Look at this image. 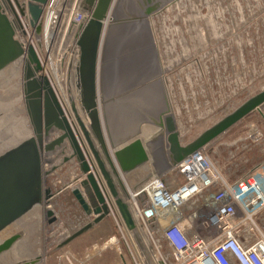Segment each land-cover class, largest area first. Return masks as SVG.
Instances as JSON below:
<instances>
[{
  "label": "water",
  "instance_id": "obj_1",
  "mask_svg": "<svg viewBox=\"0 0 264 264\" xmlns=\"http://www.w3.org/2000/svg\"><path fill=\"white\" fill-rule=\"evenodd\" d=\"M164 1L152 0V4L143 9L144 15H149ZM47 2L0 0V71L23 57L22 92L25 111L32 127L31 136L0 153V232L38 205L43 207L48 222H55L57 217L53 210L44 207H49L51 199L58 194L69 191L81 209L78 216L84 218V222L64 236L56 249L63 248L105 219L110 214L107 202L111 200L125 227L143 249L127 202L129 190L125 188L123 174L148 162L153 172L162 176L200 148L213 143L246 116L256 112L261 114L264 88L186 142L182 140L181 131L167 103L156 114L154 125L161 127V131L158 130L154 138L142 141L139 124L129 129L125 126V130L117 136L107 114V101L113 100L112 103L117 102L120 106L138 90L151 87V81L142 82L121 98H103L98 81L99 55L114 0H59L64 15L62 20L59 19L61 27L58 39L67 38L70 32H74V79L80 109L87 125L75 113L84 139L82 142L48 77L41 73L42 64L33 44L27 41L22 24L21 19L27 18L34 38L39 42L43 9ZM77 5L85 13L79 23L73 16ZM157 146L158 156L155 153ZM87 156L91 158L90 161ZM72 160L76 162L79 173L65 190L45 185L49 174ZM137 199L148 223L152 222L154 218L144 193L139 192ZM22 236L23 231H17L1 240L0 256ZM37 260L36 257L11 264H36Z\"/></svg>",
  "mask_w": 264,
  "mask_h": 264
},
{
  "label": "rangeland",
  "instance_id": "obj_2",
  "mask_svg": "<svg viewBox=\"0 0 264 264\" xmlns=\"http://www.w3.org/2000/svg\"><path fill=\"white\" fill-rule=\"evenodd\" d=\"M157 14L160 15L157 16ZM148 17L156 44L161 53H165L166 58L164 60L162 57L163 62H161L162 69L168 70L170 64L173 67L177 64L179 68L191 60L201 63V67L198 69L202 72V80H195V77L192 76L187 81H172L177 95L175 94V98L170 100L172 104L170 109L174 108V113L180 114L179 126L177 125L179 129L184 131L188 128L182 136L184 142L196 137L242 101L264 88V0H172ZM141 31L139 41L142 42L140 48L143 55L140 59L135 57L127 63L130 67L135 66L137 68L135 72L140 75H150L155 78L158 68L148 61L153 56V50L150 46L148 48L146 30L141 27ZM214 42L216 43L213 44ZM117 48L118 45L114 44L109 54L105 52L104 62L107 60L106 69L103 71L105 80L109 77L112 80L114 74L120 73V66H126L125 63H121ZM204 51H209L206 57L203 56ZM102 52H104V47ZM146 54L147 57H144ZM14 66L19 68V73L11 76ZM21 67L22 64L17 61L0 71V142L3 141V145H0V153L32 134V127L24 105ZM190 69L198 70L196 66H190ZM68 81L69 77L66 78L65 83ZM128 83H117L115 89ZM159 84L134 93L126 99V102H121L122 105L118 110L115 108L118 105L117 102L107 106L111 125L117 136L123 129L125 130V126L129 129L135 128L139 124L140 130L143 132L147 126L154 125L156 114L165 108L166 103L169 104L165 95L162 97L163 91ZM105 96L107 97L106 93ZM57 97L65 111L58 95ZM251 123L264 125V120L257 112L246 116L214 141L213 144L217 147L213 146L212 148V145L208 147L209 156L216 160L220 172L227 181L234 180V175L237 174L235 170L237 163L241 164L240 161H242L248 165L252 156L253 160L257 156H264V151L261 150L263 148L261 141L256 145L249 141H237L240 137H246L249 132L247 125ZM150 128L156 127L150 126ZM154 137L155 135L152 134L150 138ZM220 143L233 145L220 147L218 145ZM155 153L158 156V146L155 148ZM147 164L150 165L148 162L145 165ZM74 167L76 169L72 177L75 178L79 171L74 160L59 166L60 169L57 168L56 172L58 174L62 172L66 177H70L69 172ZM233 171L236 173L232 174ZM126 174L128 173L123 174L124 180ZM58 179L60 180L58 184H61L65 178ZM50 180L51 175L47 176L46 186H52ZM127 185L131 187L128 182ZM65 192L66 195L69 193V191ZM61 197L62 193L52 198L48 207L57 217L55 222L49 223L44 215L43 207L38 205L0 232L1 241L14 232L23 231L22 238L6 251L7 255L12 256L10 261L0 260V264L2 262V264H11L36 257L38 259L36 264H45L46 261L55 260L60 252L66 250L65 246L56 249L57 243L60 241L59 235L64 237L72 231V228H78L83 224L84 218L74 224L67 222L69 219H73L69 208L70 203L74 202L68 195L64 200L67 210L62 215L63 222H60L56 204L59 203ZM110 202L107 203L112 206ZM58 222L65 225L63 230H60ZM118 235L113 216L109 214L103 220L102 229L87 234L80 245L72 248L73 250L70 251L72 264H84L82 247H85L86 243L90 246L98 245L93 251L97 257L90 264H121L118 256L120 252L127 264H133L127 245ZM112 236L118 240L109 244L106 247L107 251L103 253L102 245L106 244V241ZM22 247L23 253L12 254L14 250L20 251L19 249ZM24 247H27L28 251ZM6 254L4 252L2 255ZM85 264H89V261Z\"/></svg>",
  "mask_w": 264,
  "mask_h": 264
},
{
  "label": "built area",
  "instance_id": "obj_3",
  "mask_svg": "<svg viewBox=\"0 0 264 264\" xmlns=\"http://www.w3.org/2000/svg\"><path fill=\"white\" fill-rule=\"evenodd\" d=\"M59 8L60 11L63 10L60 4ZM73 16L79 23L85 13L77 5ZM21 20L27 34L26 39L33 44V30L28 20ZM58 34L54 39L61 49L66 38L59 40ZM33 46L43 66L41 73L52 84V77L43 64L44 56L41 59L37 47ZM67 46L70 49L59 64L65 81L67 77H70L69 80L74 77L75 63L73 64L72 58L75 61L76 49L73 37L69 39ZM54 51L57 53L59 50L54 48ZM22 58L19 57L16 62L22 64ZM190 66L198 69L201 63L191 60L184 66L181 65L180 69L184 68L181 70L183 76L176 74L174 81H187L192 76L195 80H202V72L199 69L191 70ZM167 88L171 108L170 100L177 93L170 88V84ZM173 112L174 108L171 113L178 125L180 114ZM187 130L188 128L180 130L182 136ZM206 147L200 148L162 176L152 172L134 190L128 189L127 202L143 242V249L134 240L132 232L125 227L115 206H110L118 236L127 245L133 264H264V164H258L253 171L227 181ZM58 169L49 174L51 188L63 191L73 181L72 174L76 167L61 184H58V178H63L64 173L58 174ZM139 192L144 193L150 204L154 218L150 223L137 199ZM62 237L60 234L59 239ZM113 239L118 240L115 237Z\"/></svg>",
  "mask_w": 264,
  "mask_h": 264
},
{
  "label": "flooded vegetation",
  "instance_id": "obj_4",
  "mask_svg": "<svg viewBox=\"0 0 264 264\" xmlns=\"http://www.w3.org/2000/svg\"><path fill=\"white\" fill-rule=\"evenodd\" d=\"M169 1L172 0H165L163 4L157 7L149 15H144L143 9L151 5L152 0L151 2H148V0H114V3L110 9L109 19L106 23V34L104 33L102 41V45L104 44V57L105 52L109 54L110 50H112V48L114 47V44H116L118 45L117 49L119 51V59L121 60L122 64H126V66H120V73L114 74V78L119 79L124 83H130L133 80L139 81V83L151 81V84L153 86H156V84L160 83L163 91L162 94H164L166 98L168 96L169 90V88H167L168 84H170L171 87L174 89L172 81L174 80V78L176 79V74L183 76V72H181V70H183L184 68L182 69L181 67L180 69V67H177V64L174 67L170 64L168 70L165 71L164 69H162L163 65L161 62H163L162 57L164 58V60L166 58L164 56L165 53H161L158 45L156 44L155 36L151 29L152 27L150 26L148 16L152 15L154 12L159 10V8H162ZM159 15L160 14H157V16ZM141 27L146 30V35L149 42L148 48L150 46V48L153 50V56L152 58L148 59V61L149 63L152 62V65L158 68V74L155 76V78L151 77L150 75H140L139 73L135 72L137 71V68H135V66L130 67L127 63V61H130L135 57L140 59V57L143 55L141 54L140 48L142 42L139 41L141 38L140 33L142 32ZM215 43L216 42H214L213 44ZM207 53L209 54V51H204L203 56L206 57ZM144 57H147V54L144 55ZM140 90H138V92Z\"/></svg>",
  "mask_w": 264,
  "mask_h": 264
},
{
  "label": "crops",
  "instance_id": "obj_5",
  "mask_svg": "<svg viewBox=\"0 0 264 264\" xmlns=\"http://www.w3.org/2000/svg\"><path fill=\"white\" fill-rule=\"evenodd\" d=\"M102 49H103V45H101V48H100V55H99V58H100V61H99V86H100V94L101 96H103V98L107 99V98H121V96H125V94H129L128 92L131 90V89H134V88H137L136 86H140L141 84H143L142 82L139 83V81H131L130 83L126 84V85H122V87H119L118 89H115L117 87V83H120L122 82L121 80L119 79H116L114 78V76L112 77L113 79L111 80V78H106L107 80H105L103 78V71L104 69H106V66H107V63L106 61L104 62V56H103V52H102ZM119 80V81H118ZM123 83V82H122ZM158 85V84H156ZM160 85V84H159ZM153 86V85H152ZM151 86V87H152ZM161 86V85H160ZM107 90V91H106ZM110 90V91H109ZM105 93L107 94V97L105 96ZM164 97V94L163 96ZM165 100V98H164ZM113 101V100H112ZM112 101L110 102L107 101V106H109V104H112ZM165 103V102H164ZM167 106H169V104H167ZM120 107H119V104L118 106L116 107V109L118 110ZM262 113L259 114L262 119L264 120V108L261 109ZM108 110H107V114H108ZM111 122V121H110ZM249 132L248 134L246 135V137L244 138H239L237 139V141H249L251 142L252 144L256 145V144H259V142L261 141V144L263 146V148L261 149L262 151H264V130H263V127L264 125L261 124L259 125L258 123H251L249 125ZM157 127V126H156ZM233 127V126H232ZM143 132H141V134L139 135V137L141 138V140L143 141ZM244 139V140H243ZM215 143V142H213ZM213 143L209 144L206 148L208 150V147H210L212 145V148L213 146L214 147H217L216 145H214ZM220 147L222 145H224V147H226L225 145H233V144H223V143H220L218 144ZM87 149V147H86ZM223 149V147H222ZM88 151V150H87ZM88 154H89V151H88ZM90 156V155H89ZM88 157V156H87ZM241 164L237 163L235 165V170L237 172V174H241V175H237L235 174L234 175V179L236 178H239L240 176H243L251 171L254 170V168L258 165V164H264V156H257V158L255 160H253V156H252V159H251V162H249L250 164L246 165L244 162L242 163V161H240ZM153 170L151 168L150 165H143L141 167H138L137 169H134L132 170L131 172H129L128 174L125 175V180L124 182L127 184V182L129 183V185L131 187H128L130 190H134L141 182H143L146 178H148L150 175V173H152ZM235 171L232 172V174L236 173ZM64 178H67L65 175H64ZM66 192L62 193V197L59 199V203L56 204V212L57 214L59 215V221L60 222H63V219H62V215L66 212L67 210V206H66V203H65V198H67V196L69 195L70 197V200L71 201H74V202H71L70 204V208L71 209L70 213L72 214L71 216H73V219H69L67 222L68 223H77L79 220L82 219V217L78 216V213L80 214L81 213V209L79 207V205L77 204V202L74 200L73 196L71 195V193L69 192L67 195L65 194ZM65 194V195H64ZM64 198V199H63ZM74 206V207H73ZM75 211V213L73 214V212ZM104 220V219H103ZM103 220L100 221L98 224L94 225L90 230L84 232L83 234L79 235L78 237H76L74 240H72L71 242H69L65 247L66 250H63V252H60L59 255H58V258H55V260H49V261H46L45 264H72V260H71V250H73L72 248L75 247L76 245H80L84 239V237L93 232L95 230H98V229H102V223H103ZM65 222V220H64ZM58 226L60 227V230H63V227H65V225H62L61 223L58 222ZM69 228H71V226L69 225ZM65 229V228H64ZM73 229V228H72ZM105 233V232H104ZM110 238H113L110 237ZM109 238V239H110ZM108 242V241H107ZM115 242V241H114ZM114 242L110 243V244H113ZM84 243V242H83ZM88 243H86L85 247H82V250L84 252V261L83 263H87L89 261V264L91 262H93V260L97 257L96 254L94 253L93 254V251L98 247L97 244H93L90 246L87 245ZM90 246V247H89ZM109 245L107 246H102L101 248L103 249L102 252L105 253L107 251V248ZM89 247V248H88ZM92 248V249H91ZM91 249V250H90ZM86 252H85V251ZM87 250H90V251H87ZM118 256L120 258V263L121 264H127L126 262L127 261H124V257L123 255H121V252L118 253ZM91 258H93L91 260Z\"/></svg>",
  "mask_w": 264,
  "mask_h": 264
},
{
  "label": "bare ground",
  "instance_id": "obj_6",
  "mask_svg": "<svg viewBox=\"0 0 264 264\" xmlns=\"http://www.w3.org/2000/svg\"><path fill=\"white\" fill-rule=\"evenodd\" d=\"M43 10L44 11H43L42 23H41V31H42L41 32V37L39 39V42H36V40H37L36 38H33L34 40L32 39V42L37 47L40 58L42 59V57L44 56L43 64H44L47 72L50 74V77H52L51 78V80H52L51 81L52 82L51 85L53 87V90L56 92V95L59 96V98H60V100H61V102H62V104H63V106L65 108V111H66V113H67V115L69 117L70 122L73 123V125L75 126V128H76V130H77V132H78V134H79V136L81 138V141L83 142L84 139H83L81 130L79 128V124H78V122L76 120L75 113L80 117V119L83 121L85 126H87V125H86V120L84 119L82 111L80 109L78 93H76L77 91L75 92V90H76L75 79H74V77H72V79H70L67 83H65V81L63 79V76L61 74V71H60L61 67L59 65L65 59L66 54H67V52L70 49V47L68 49L67 43L69 42V39L73 37L74 32H70L68 34V37L66 38L64 46L61 47V49H60L59 43L55 42L54 38H55L56 34L59 33V31H60L61 23L59 22V19L61 18V20H62L64 12L60 11L58 0H53V1L48 0V2L45 4ZM50 35H52L53 38L50 37ZM54 48L58 49L59 51L56 53L54 51ZM75 54H76V52H75ZM37 56H38V54H37ZM68 61L70 63L71 62V58L68 59ZM72 62H73V64L75 63L74 57L72 58ZM14 63H17V62H14ZM20 70H22V67H21ZM18 73H19V68L14 66V68L11 70V76H15ZM20 74H21V71H20ZM167 101H168V99H167ZM169 111L171 112V109H169ZM3 113H5V112H3ZM150 126H155V125H149V126H147L146 129L143 130V136H142L143 140H148L152 136V134L156 135L157 131L160 130V128H161L159 126H157V127L155 126L156 128H150ZM18 128H19V126H18ZM0 145H3V141L0 142ZM87 159H88V161L91 160L90 157H87ZM124 185H125V188L129 189L128 185L125 182H124ZM109 199H110V197H109ZM111 202H112V200H111ZM112 204H113V202H112ZM44 208L46 209L48 207H44ZM42 222H43V220H42ZM112 242H114V239L110 238L108 240V242L106 244L102 245V246L103 247L107 246V245H109ZM24 249L25 250L27 249V251H28L27 247H24ZM12 250H13V248H12ZM19 250L20 251H17V252H16V250H14L12 252V254L16 255V253H18V252L21 253L22 250H23V247L21 249H19ZM39 250H41V249L39 248ZM6 253L7 252H5V254ZM28 255H31V254H28ZM11 257L12 256H10L9 254L8 255L7 254L6 255H2L0 257V260L3 261V262H6V261L8 262V261H10ZM20 260H22V259H20Z\"/></svg>",
  "mask_w": 264,
  "mask_h": 264
}]
</instances>
